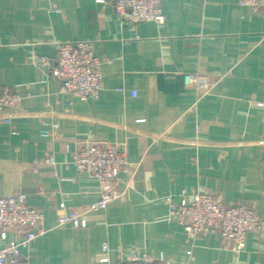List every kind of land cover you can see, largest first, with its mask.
Listing matches in <instances>:
<instances>
[{"label":"crops","instance_id":"obj_1","mask_svg":"<svg viewBox=\"0 0 264 264\" xmlns=\"http://www.w3.org/2000/svg\"><path fill=\"white\" fill-rule=\"evenodd\" d=\"M162 8L160 25L124 20L114 0H0V86L23 97L12 124L0 121V196L23 191L44 212L46 232L21 248L31 264H115L134 254L264 264V232L249 233L241 252L212 231L191 239L165 202L207 189L264 218V9L240 0H162ZM78 40L92 41L103 60L101 90L87 100L61 92L33 61ZM185 73L212 77L211 92ZM54 122L57 136H44ZM88 139L118 143L132 164L120 175L124 196L95 211L100 183L73 162ZM47 154L56 165L32 171ZM81 212L86 226H58ZM24 237L0 230V246Z\"/></svg>","mask_w":264,"mask_h":264},{"label":"built area","instance_id":"obj_2","mask_svg":"<svg viewBox=\"0 0 264 264\" xmlns=\"http://www.w3.org/2000/svg\"><path fill=\"white\" fill-rule=\"evenodd\" d=\"M243 6L256 10L264 9V0H240ZM118 15L130 23L155 21L162 25L165 15L162 0H114ZM55 59L37 56L34 63L46 68L60 80V90L81 100L98 96L102 82L103 60L96 55L94 44L89 40L61 41L57 43ZM187 84L194 85L202 94L211 92L215 80L207 74L185 73ZM22 95L15 89L0 86V121L12 124L13 118L21 110ZM59 124L52 123L50 129H43L44 136H57ZM73 162L79 172L88 173L100 183L98 198L89 207V211L106 208L110 202L124 196L121 189V173L130 170L132 164L126 153L116 142L104 139H88L78 142ZM53 154H47L42 160L33 163L32 171L45 166H55ZM29 170L28 168H24ZM169 219L177 221L189 238L197 239L212 231L234 252L245 248L246 238L252 232H264V218L258 210L246 204L230 205L221 194L211 190L182 192L181 200L167 196ZM87 210V211H88ZM85 212L66 213L59 217L58 226H86ZM16 229L25 234L22 240H13L0 246V264H31L21 255V248L46 232L44 212L30 206L23 191L9 196H0V230ZM107 244L104 248L107 249ZM115 264H174L163 255L151 257L131 255Z\"/></svg>","mask_w":264,"mask_h":264}]
</instances>
